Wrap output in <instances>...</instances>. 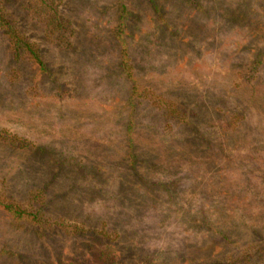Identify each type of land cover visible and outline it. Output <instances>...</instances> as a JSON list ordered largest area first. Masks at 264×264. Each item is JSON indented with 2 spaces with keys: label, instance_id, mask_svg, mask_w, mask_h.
Masks as SVG:
<instances>
[{
  "label": "rangeland",
  "instance_id": "obj_1",
  "mask_svg": "<svg viewBox=\"0 0 264 264\" xmlns=\"http://www.w3.org/2000/svg\"><path fill=\"white\" fill-rule=\"evenodd\" d=\"M99 242L264 264V0H0V264Z\"/></svg>",
  "mask_w": 264,
  "mask_h": 264
},
{
  "label": "trees",
  "instance_id": "obj_2",
  "mask_svg": "<svg viewBox=\"0 0 264 264\" xmlns=\"http://www.w3.org/2000/svg\"><path fill=\"white\" fill-rule=\"evenodd\" d=\"M124 22H121V25H123ZM121 37V36H120ZM27 45V44H26ZM28 46V45H27ZM30 52L32 53V57L35 60L36 65H38L41 69H44L45 63L42 61L40 56L34 51L30 49ZM125 64V63H124ZM6 209L16 218L18 219H24L28 215L27 212L22 209L21 207L13 204H7ZM79 229V228H78ZM97 235L95 234L96 237ZM97 239L101 240L97 237ZM102 241V240H101ZM92 250H90V256H88L89 263L88 264H113L117 260V252L114 250L112 246L104 245L102 242L95 243V247H91ZM55 264H66L64 262H58ZM68 264H84V262L74 261L69 262Z\"/></svg>",
  "mask_w": 264,
  "mask_h": 264
}]
</instances>
